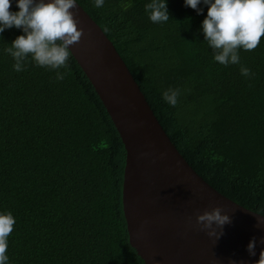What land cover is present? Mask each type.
Wrapping results in <instances>:
<instances>
[{
	"label": "trees",
	"instance_id": "trees-1",
	"mask_svg": "<svg viewBox=\"0 0 264 264\" xmlns=\"http://www.w3.org/2000/svg\"><path fill=\"white\" fill-rule=\"evenodd\" d=\"M76 1L112 41L190 166L264 215V36L225 66L199 30L206 5L198 15L183 0H167L170 18L157 24L146 0H104L100 8ZM9 10L18 11L15 0ZM21 34L0 32V211L15 218L9 264H145L129 242L126 150L107 109L70 50L67 70L29 59L14 71L5 49ZM170 87L179 90L175 106L161 98Z\"/></svg>",
	"mask_w": 264,
	"mask_h": 264
},
{
	"label": "water",
	"instance_id": "water-1",
	"mask_svg": "<svg viewBox=\"0 0 264 264\" xmlns=\"http://www.w3.org/2000/svg\"><path fill=\"white\" fill-rule=\"evenodd\" d=\"M82 29L69 50L92 83L126 150L123 209L129 242L145 264H254L264 244L249 256L250 238L264 237L258 215L220 193L186 161L162 127L112 41L77 3ZM219 207L229 222L213 224L217 236L196 216Z\"/></svg>",
	"mask_w": 264,
	"mask_h": 264
},
{
	"label": "clouds",
	"instance_id": "clouds-1",
	"mask_svg": "<svg viewBox=\"0 0 264 264\" xmlns=\"http://www.w3.org/2000/svg\"><path fill=\"white\" fill-rule=\"evenodd\" d=\"M12 0H0V32L8 28H18L17 35L5 51L12 57V69L21 72L30 59L37 66L56 70H67L69 46L79 41L82 29L77 27L73 16L76 0H15L18 11H10ZM104 0H93L96 8L102 7ZM199 15L203 10L198 5H206V15L200 23L203 41L212 49V59L221 65L238 64V50L251 51L264 36V0H183ZM126 4L125 7H129ZM144 12L152 23L166 22L170 17L167 0H146ZM241 75L247 77L250 70L240 67ZM55 78L63 79V73L56 71ZM179 90L167 88L161 98L168 105L175 106ZM196 222L207 230L209 237L217 236L213 224L221 226L229 222V216L222 214L219 207L204 211L196 216ZM15 218L10 211H0V264H9L7 255L8 236L12 232ZM257 227H264V215H258ZM264 244V237L249 239L246 251L256 256L258 245ZM254 264H264V247L260 248Z\"/></svg>",
	"mask_w": 264,
	"mask_h": 264
}]
</instances>
